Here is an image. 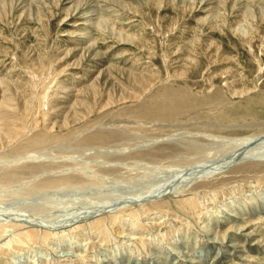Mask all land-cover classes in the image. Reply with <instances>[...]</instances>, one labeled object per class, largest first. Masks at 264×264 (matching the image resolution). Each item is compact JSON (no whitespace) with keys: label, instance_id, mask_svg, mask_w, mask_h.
<instances>
[{"label":"rangeland","instance_id":"1","mask_svg":"<svg viewBox=\"0 0 264 264\" xmlns=\"http://www.w3.org/2000/svg\"><path fill=\"white\" fill-rule=\"evenodd\" d=\"M81 1L0 0V130L12 132L0 131V177L19 174L0 181V225L57 231L83 218L63 240L48 236L2 256L17 255V264H148L154 256L212 264L211 247L229 252L222 264H264V0ZM61 174L81 183L38 188ZM225 204L253 235H235ZM131 208H140L136 225ZM96 209L103 214L95 219L107 216L100 228L84 219ZM113 212L121 217L108 220ZM253 239L261 243L250 247Z\"/></svg>","mask_w":264,"mask_h":264},{"label":"bare ground","instance_id":"2","mask_svg":"<svg viewBox=\"0 0 264 264\" xmlns=\"http://www.w3.org/2000/svg\"><path fill=\"white\" fill-rule=\"evenodd\" d=\"M69 1H73V0H69ZM76 1V3L75 4H79L80 5V3L82 2L81 0H80V2L78 3V1L77 0H75ZM74 4V2H73V5H75ZM78 6V5H77ZM76 6V7H77ZM100 6V5H99ZM88 10V9H87ZM90 10H92V9H90ZM90 10H88V11H90ZM88 11H86V12H88ZM101 11V10H100ZM91 14H93V12L92 13H87L86 14V16L87 17H89V16H92ZM98 16V15H97ZM95 18L96 17H92V18H89V19H87V22H92L93 24H94V22H95ZM92 19V20H91ZM103 19V18H102ZM98 20V19H97ZM104 20V22H105V19H103ZM100 24V23H99ZM105 23H103V25H104ZM101 25H102V22H101ZM101 25H99V26H101ZM109 26V25H108ZM98 27V26H97ZM109 30V29H108ZM101 33V32H100ZM119 34V33H118ZM117 37V36H116ZM90 43V42H89ZM88 43V44H89ZM95 52V51H94ZM261 63V62H260ZM262 65V64H261ZM263 66V65H262ZM264 67V66H263ZM259 68H260V64H259ZM263 69V68H262ZM261 69V70H262ZM261 72L259 71V74H260ZM259 77V76H258ZM261 77V76H260ZM260 79V78H259ZM255 83V82H254ZM46 101V100H45ZM44 102V101H43ZM45 103V102H44ZM47 103V102H46ZM43 104V103H42ZM46 105V104H45ZM43 108V107H42ZM41 109V108H40ZM43 111V110H42ZM39 112H41V110H39ZM43 117V116H42ZM41 119H43V118H41ZM41 119L40 120H38V122L40 121V123H41ZM34 122V121H33ZM37 122V121H36ZM30 123H32V122H30ZM34 124V123H33ZM30 125H32V124H30ZM1 127V126H0ZM1 130H3V129H1ZM0 130V131H1ZM10 130H11V128H10ZM1 132H4V131H1ZM4 133H6V134H4L5 136H10L11 135V133H10V131L8 130V128L7 129H5V132ZM99 133H101V132H99ZM8 134H10V135H8ZM0 135H1V133H0ZM2 136H3V134H2ZM88 136H90V135H88ZM1 140V139H0ZM102 142H104L103 141V139L101 140ZM98 142V141H97ZM85 145V144H84ZM92 145V144H91ZM91 145H87V147L88 146H91ZM86 146V145H85ZM92 146H95V145H92ZM83 147V146H82ZM89 148V147H88ZM192 148V147H191ZM154 149V148H153ZM152 149V150H153ZM156 149V148H155ZM151 150V149H150ZM201 150V149H200ZM154 151H157V150H154ZM158 151L160 152V149H158ZM157 151V152H158ZM140 152V151H139ZM142 152V151H141ZM150 152V151H149ZM157 152H155L156 154H157ZM200 152V151H199ZM256 152V151H255ZM145 153H146V151H145ZM148 153V152H147ZM198 153V152H197ZM201 153V152H200ZM200 153H198V154H200ZM259 153V152H258ZM261 153V152H260ZM259 153V154H260ZM263 153V152H262ZM261 153V154H262ZM154 154V153H153ZM152 153H151V155H153ZM170 154V153H169ZM175 154V153H174ZM174 154H172V155H174ZM176 154H177V152H176ZM183 154H185V153H183ZM253 154V153H252ZM146 155V154H145ZM167 155H168V153H167ZM171 154H170V156H172ZM189 155V154H188ZM197 155V154H196ZM140 156H142V155H140ZM155 156V155H154ZM156 156H158V155H156ZM169 156V155H168ZM177 156H179V155H177ZM183 156H185V155H183ZM182 156V157H183ZM187 156V155H186ZM186 156L185 157H183V158H186ZM139 157V156H138ZM172 157H174V156H172ZM189 157V156H188ZM249 157V156H248ZM255 157V156H254ZM146 158H147V156H146ZM146 158H144L145 160H146ZM161 158V157H160ZM159 158V159H160ZM167 158V160H168V157H165V159ZM178 157H176V159H177ZM140 160H141V158H139ZM150 159V158H149ZM149 159H148V161H149ZM154 158H152L151 160H153ZM162 159V158H161ZM160 159V160H161ZM169 159H171V158H169ZM178 159H180V157L178 158ZM177 159V160H178ZM182 159V158H181ZM143 160V159H142ZM156 159H154L153 161H155ZM163 160H164V157H163ZM163 160H162V162H163ZM176 160V161H177ZM165 161V160H164ZM171 161V160H170ZM173 161H175V158L173 159ZM175 161V162H176ZM156 162V161H155ZM172 162V161H171ZM184 162H185V160H184ZM162 164V163H161ZM27 164H25V166H26ZM31 165V164H30ZM41 165V164H40ZM42 166V165H41ZM40 166V167H41ZM44 166V165H43ZM13 167V166H12ZM11 167V168H12ZM21 167H23L22 165H21ZM30 167V166H29ZM34 167H35V165H34ZM28 168V167H27ZM39 168V167H38ZM41 168H43L44 169V167H41ZM3 169V168H2ZM2 169H0V171L2 170ZM19 169V168H18ZM22 169V168H21ZM29 169V168H28ZM42 169V170H43ZM16 170H17V168H16ZM22 170H24V169H22ZM22 170H20V171H22ZM32 170H33V168H32ZM113 171V170H112ZM6 172V171H5ZM23 172V171H22ZM33 172V171H32ZM19 173V172H18ZM28 173V172H27ZM31 173V172H30ZM37 173V172H36ZM21 174V173H20ZM3 175V174H2ZM1 175V177H0V181H2V182H8L9 183V181H13V180H16V178L18 177V175L14 172V171H12V172H10V171H8V173L7 174H4L3 176ZM24 175H26V173L24 174ZM65 175V174H64ZM20 176H22V174L20 175ZM31 176H32V174H31ZM61 177H58V175L56 176L57 178L56 179H52L54 176H49L51 179H49V180H45V182L43 183V184H41L40 183V185H38V188L41 186H46V187H51V186H53V187H55V186H61V185H66V184H71V183H75L74 185H77L76 183H78V184H80L81 183V179H80V177L81 176H73V177H71V176H67V175H65V176H62V174L60 175ZM47 178V177H46ZM55 178V177H54ZM43 180V179H42ZM18 181V180H17ZM23 181V180H22ZM15 182V181H14ZM42 182V181H41ZM10 183H12V182H10ZM25 183V182H24ZM35 183V182H34ZM1 185V184H0ZM3 185V184H2ZM1 185V186H2ZM5 185H7V184H5ZM16 185V184H15ZM73 185V184H72ZM35 186V185H34ZM236 186V185H235ZM256 186V185H255ZM261 187H262V185H260ZM260 186H259V188H260ZM40 187V188H41ZM249 187V186H248ZM258 187V186H257ZM256 187V188H257ZM2 187H0V189H1ZM36 188H37V186H36ZM166 188V187H165ZM170 188V187H169ZM191 188V187H190ZM190 188H187V190L188 189H190ZM192 189V188H191ZM190 189V190H191ZM232 190H233V188H231ZM258 189V188H257ZM256 189V190H257ZM264 189V188H263ZM263 189L261 188V192H263ZM183 190V189H182ZM193 190V189H192ZM219 190V189H218ZM239 190V189H238ZM248 190V189H247ZM194 191V190H193ZM223 192H225L224 191V188H223V190H222ZM176 193H178V192H180V190L177 192V191H175ZM174 192V193H175ZM212 192V191H211ZM230 192V191H229ZM175 193V194H176ZM233 193V192H232ZM249 193V192H248ZM256 193H257V191H256ZM264 193V192H263ZM226 194H228L227 192H226ZM249 194H251V193H249ZM259 194H260V192H259ZM160 195V194H159ZM212 195H213V193H212ZM231 195V194H230ZM254 195V194H253ZM157 196V195H156ZM200 196V195H199ZM206 196V195H205ZM220 196V195H219ZM244 196V195H243ZM250 196V195H249ZM260 196H263L262 194L260 195ZM176 197V196H175ZM203 197V196H202ZM210 197V196H209ZM218 197V195L216 196V198ZM236 197V196H235ZM259 197V196H258ZM186 198V197H185ZM208 198V197H207ZM215 198V199H216ZM219 198V197H218ZM221 198H222V196H221ZM231 198V197H230ZM229 198V199H230ZM242 198V197H241ZM248 198V197H247ZM260 198V197H259ZM206 199V198H205ZM249 199H255V197L254 196H252V197H249ZM263 199H264V197H263ZM158 200V199H157ZM219 200V199H218ZM221 200V199H220ZM262 200V199H261ZM161 201V200H160ZM182 202H185L186 204H192V205H195V204H197V203H195L196 202V200H194V197H193V200H192V198L191 197H187L186 199H182L181 200ZM208 201V200H207ZM250 201V200H249ZM263 201V200H262ZM222 203V202H221ZM253 203V202H252ZM244 204V203H243ZM249 204H251V203H249ZM140 205V204H139ZM142 205V204H141ZM153 205V204H152ZM242 205V204H241ZM87 206V205H86ZM154 206V205H153ZM199 206V205H198ZM264 206V205H263ZM135 207V206H134ZM141 207V206H140ZM210 207H211V205H210ZM233 207V205L232 206H230V205H223L222 206V210H221V212L223 213V212H227V213H223V218L224 219H228V218H231V222H233V223H238L239 221L238 220H236V217H237V215L239 214V213H237L236 212V210H237V208H232ZM261 207V206H260ZM126 208V207H125ZM130 208V207H129ZM152 208V207H151ZM156 208V207H155ZM167 208V207H166ZM170 208V207H169ZM187 208V207H186ZM240 208V207H239ZM258 208V207H257ZM124 209V208H123ZM122 209V210H123ZM141 209H142V207H141ZM163 210H164V208H162ZM185 209V208H184ZM205 209V208H204ZM230 209V210H229ZM247 209H252V208H247ZM263 209V208H262ZM103 210V209H102ZM102 210L100 209H96V210H93L92 212H90L91 214H89L88 216H86V217H84V219H93L90 223H88V224H91V227H96V228H100V226H102L103 225V222L105 221V219H106V217H98V218H94V217H96L97 215H100V214H103V213H101L102 212ZM138 210H140V208H138V209H135V208H131V210H128L130 213L128 214V215H130L132 218H130V219H132V221H134V223L136 222L137 223V221L139 220V214H140V211H138ZM148 210H150V209H148ZM240 210V209H239ZM243 210V209H242ZM244 210H245V206H244ZM124 211V210H123ZM151 211V210H150ZM157 211H158V208H157ZM156 211V212H157ZM165 211V210H164ZM202 210H200L199 212H201ZM252 211V210H251ZM108 212V211H107ZM118 212V211H117ZM117 212H113L112 214H109L108 215V220H110L111 218H112V220L113 219H116L117 217H119V215H117ZM122 212V211H121ZM149 212V211H148ZM192 212V211H191ZM240 212H242V211H240ZM106 213V212H105ZM109 213V212H108ZM150 213V212H149ZM153 213H154V211H153ZM157 213H160L159 211L157 212ZM165 213V212H164ZM235 213V214H234ZM257 213V212H256ZM119 214V213H118ZM144 214V213H143ZM152 214V213H151ZM162 214H163V212H162ZM161 213H160V215H162ZM200 214V213H199ZM246 214V213H245ZM263 214V213H262ZM122 215H123V212H122ZM147 215H148V213H147ZM125 216H127L126 214H125ZM140 216L142 217V215L140 214ZM150 216V215H149ZM149 216H146V217H149ZM152 216H154V214L152 215ZM152 216H150V217H152ZM155 216H156V213H155ZM195 216V215H194ZM121 217V216H120ZM119 217V218H120ZM123 217H124V215H123ZM149 217V218H150ZM163 217H165V215H163ZM125 218H127V217H125ZM124 218V219H125ZM144 218H145V215H144ZM143 218V219H144ZM156 218H157V216H156ZM243 218V217H242ZM250 218V217H249ZM83 218H78V219H75V220H73V222H71V223H66V224H63L62 226H58L57 225V227L58 228H55V230H57V231H54V229H50V230H48V231H40V230H38L37 228H33V227H31V225L30 226H27L25 229L23 228V229H21V230H17V228L15 229V232H11V229H9L8 231H10V232H8L7 233V230H6V228H5V226L4 225H0V256H1V258H5V259H7L6 260V262H5V260L3 261L2 260V262L4 263V264H17L16 263V256H13L14 257V259H12L11 257L10 258H8V256H2L3 255V253H6L7 255H10V251L12 250L13 252H21V251H24V247H25V245L24 244H26V243H29V242H32L33 244H34V242H37L38 240H40V241H46V240H48V236H53L54 237V239H55V236L56 235H58L59 236V234L61 235V238H60V240L62 239V237L65 235V233L67 234L68 233V231H72V232H74V230H75V232H76V230L81 226V224H79V222L78 221H80V220H82ZM129 219V218H128ZM129 219V220H130ZM152 219H153V217H152ZM155 219V218H154ZM153 219V220H154ZM2 220V219H1ZM39 220V219H38ZM118 220H120V219H118ZM118 220H116V221H118ZM123 220V219H122ZM146 220V219H145ZM144 220V221H145ZM161 220V219H160ZM163 220H164V218H163ZM172 220V219H171ZM229 220V219H228ZM249 220V219H248ZM251 220V219H250ZM255 221H256V219H254ZM85 221V220H84ZM115 221V222H116ZM124 221V220H123ZM127 221V220H126ZM157 219H156V223H157ZM162 221V220H161ZM252 221V220H251ZM2 222H3V220H2ZM8 221H6V223H7ZM25 222V221H24ZM37 222H39V221H37ZM78 222V223H77ZM81 222H83V221H81ZM107 222H109V221H107ZM147 222V221H146ZM149 222V221H148ZM153 222V221H152ZM204 222V221H203ZM206 222V221H205ZM249 222V221H248ZM85 223H87V222H85ZM105 223V222H104ZM122 223V222H121ZM124 223H126V222H124ZM123 223V225H125ZM129 223H130V221H129ZM136 223H135V225H136ZM139 223V222H138ZM145 223V222H144ZM156 223H154V224H156ZM183 223V222H182ZM253 223V222H252ZM5 224V223H4ZM32 224V223H31ZM54 224V223H53ZM74 224H76V225H74ZM87 224V225H88ZM114 224V223H113ZM116 224V223H115ZM120 224V223H119ZM222 224V223H221ZM230 225L229 226H232V227H234V225H231V223H229ZM249 224V223H248ZM33 225V224H32ZM40 225V224H39ZM83 225V224H82ZM111 225V224H110ZM118 225V224H117ZM134 225V224H133ZM216 225V224H215ZM226 225V224H225ZM8 226H11V228L12 227H16L17 225L16 224H11V225H8ZM115 226V225H114ZM114 226H112L113 228H114ZM120 226H121V224H120ZM128 226V225H127ZM149 226H151L150 224H149ZM158 226V225H157ZM227 226V225H226ZM225 226V227H226ZM18 227V226H17ZM36 227V226H35ZM65 228V227H70V229L69 230H67L66 228L65 229H62V230H59L60 228ZM104 227H105V224H104ZM104 227H103V229H104ZM110 227V226H109ZM129 227H130V225H129ZM152 227V226H151ZM155 227V226H154ZM153 227V228H154ZM209 227V226H208ZM219 227V226H218ZM19 228V227H18ZM82 228V227H81ZM84 228V227H83ZM82 228V229H83ZM102 228V227H101ZM111 229V228H108V229H110V230H112L111 232H113L114 230H116L115 228L114 229ZM126 228H128V227H126ZM125 228V229H126ZM134 228V227H133ZM138 228V227H137ZM236 229L234 230L235 232H236V236H238V237H240V236H251V235H253L252 234V231L251 230H249L246 226H239L238 224H237V226L235 227ZM8 229V228H7ZM41 229V228H40ZM89 229H92L91 231H93V228H89ZM103 229H101V231L103 230ZM131 229H132V227H131ZM158 229V228H157ZM214 230H215V228H213ZM221 229H222V227H221ZM52 230V231H51ZM67 230V231H66ZM118 230V229H117ZM139 231H140V229H138ZM145 230H146V228H145ZM147 230H148V228H147ZM146 230V231H147ZM152 230V229H151ZM81 231V229L79 228V232ZM100 231V232H101ZM106 230L104 229V231L103 232H105ZM124 231V230H123ZM122 231V232H123ZM129 231V230H128ZM135 231V230H134ZM143 231V230H142ZM153 231V230H152ZM206 231V230H205ZM225 230H223V232H224ZM231 231V230H230ZM234 231L232 232V233H234ZM71 232V233H72ZM74 232V233H75ZM94 232V231H93ZM92 232V233H93ZM99 232V233H100ZM102 232V233H103ZM119 232V231H118ZM125 232V231H124ZM123 232V233H124ZM130 232V231H129ZM141 232V231H140ZM156 231H155V229H154V233H155ZM226 232V231H225ZM74 233H72V234H74ZM95 233V232H94ZM101 233V234H102ZM107 233H108V230H107ZM106 233V234H107ZM114 233V232H113ZM112 233V234H113ZM128 233V232H127ZM132 233V232H131ZM131 233H130V235H131ZM215 233H218V232H215ZM110 234V233H109ZM114 234H116V232L114 233ZM125 234V233H124ZM138 233H136V235H137ZM145 234V233H144ZM213 234H214V231H213ZM222 234V233H221ZM226 234V233H225ZM122 235V234H121ZM127 235V234H126ZM129 235V234H128ZM133 236L135 235L134 233L132 234ZM153 235V234H152ZM216 235V234H215ZM223 235H224V233H223ZM227 235V234H226ZM229 235V234H228ZM90 236V235H89ZM101 236H103V234L101 235ZM107 236V235H106ZM111 236V235H110ZM122 236H125V235H122ZM148 236V235H147ZM157 236V235H156ZM214 236V235H213ZM218 236V235H217ZM222 236V235H221ZM236 236H234L233 234H230L229 235V244H230V246L229 247H235L236 248V250L235 251H241V249H243V248H241V246H242V244H241V246H240V244L237 242L238 241V239L236 238ZM50 237V238H51ZM109 237V236H108ZM139 237V236H138ZM140 237H141V234H140ZM140 237H139V239H140ZM152 237V236H151ZM215 238H217L216 236H214ZM224 237H226V236H223V238ZM49 238V239H50ZM58 238V237H57ZM64 238V237H63ZM74 238V237H73ZM105 238V237H104ZM121 238V237H120ZM120 238H118L119 240H120ZM134 238V237H133ZM153 238V237H152ZM167 238V237H166ZM211 238V237H210ZM222 238V237H221ZM51 239H53V238H51ZM126 239L127 240H129V239H131V236L129 237V236H126ZM142 239V238H141ZM147 239H148V237H147ZM158 239H160V237L158 238ZM209 239V238H208ZM225 239V238H224ZM246 239V238H245ZM63 240V239H62ZM74 240V239H73ZM113 240V239H112ZM124 240V239H123ZM133 240V239H132ZM145 241H146V239H144ZM210 240V239H209ZM212 240V239H211ZM261 240V239H260ZM49 241V240H48ZM70 241V240H69ZM106 241H108V240H106ZM117 241V240H116ZM116 241H114V242H116ZM121 241V240H120ZM137 241V240H136ZM149 241V240H148ZM150 241H151V239H150ZM157 241V240H156ZM156 241H155V243H156ZM262 241H263V239H262ZM71 242V241H70ZM118 242V241H117ZM125 242V241H124ZM129 242V241H128ZM216 242H218V241H216ZM228 242V241H227ZM260 242V241H259ZM258 242V239L256 240V239H253V240H251L249 243H250V247H253V246H255V245H257L256 243H259ZM38 243V242H37ZM68 243V242H67ZM137 243V242H136ZM142 243V242H141ZM220 243V242H219ZM240 243H241V241H240ZM261 243V242H260ZM259 243V244H260ZM118 244V243H117ZM134 244V243H133ZM139 244V243H138ZM137 244V245H138ZM147 244V243H146ZM221 244V243H220ZM245 244V243H244ZM243 244V245H244ZM41 245V244H40ZM47 245V244H46ZM78 245V244H77ZM115 245V244H114ZM143 245V244H142ZM145 245V244H144ZM143 245V246H144ZM209 245V244H208ZM36 246V245H35ZM142 246V247H143ZM212 246V245H211ZM27 247H29L28 245H27ZM27 247H26V249H27ZM44 247V246H43ZM46 247V246H45ZM116 247V246H115ZM114 247V248H115ZM138 247V249H139V246H137ZM217 247H219V246H217ZM221 247H222V245H221ZM40 248V247H39ZM85 248V247H84ZM120 247H118V249H119ZM141 248V247H140ZM146 247H144V249H145ZM247 248H249L248 246H247ZM258 248V247H257ZM117 249V248H116ZM212 248L210 247V251H212L213 253H212V255H210V257H209V260L211 261V263L212 264H222L224 261L226 262V258L228 257V256H230L229 255V252H227V251H220V250H215V249H212ZM222 249V248H221ZM224 249V248H223ZM250 249V248H249ZM78 250H79V248H78ZM146 250V249H145ZM154 250H155V248H154ZM200 250H201V248H200ZM226 250V249H225ZM244 250H246V249H244ZM11 251V252H12ZM71 251V250H70ZM81 251H82V249H81ZM116 251V250H115ZM139 251V250H138ZM172 251H173V249H172ZM232 251V250H231ZM247 251H250V250H247ZM259 251V250H258ZM90 252V251H89ZM254 252V251H253ZM263 252V251H262ZM79 253V252H78ZM144 253V252H143ZM155 253V252H154ZM175 253V252H174ZM181 253H182V251H181ZM201 253V252H200ZM257 253V252H256ZM23 254V253H22ZM77 254V253H76ZM89 255H90V253H88ZM107 254V253H106ZM123 254V253H122ZM140 254V253H139ZM233 254V253H232ZM67 255V254H66ZM110 255V254H109ZM113 255V254H112ZM112 255H111V257H112ZM153 255V254H152ZM174 255H176V254H174ZM195 255V254H194ZM208 255V254H207ZM238 255H240V253L238 254ZM244 255V254H243ZM242 255V256H243ZM250 255V254H249ZM19 256V255H18ZM27 256V255H26ZM38 256V255H37ZM77 257L79 256V258H80V256H81V254L79 253V255H76ZM83 256H85V254L84 255H82V261H83ZM103 256V255H102ZM28 257V256H27ZM90 257H93V256H90ZM107 257V256H106ZM111 257H109V258H111ZM129 257V256H128ZM136 257V256H135ZM176 257H178V256H176ZM244 257V256H243ZM0 258V259H1ZM87 258V257H86ZM117 258V257H116ZM154 258L157 260V262H153V263H148V264H160V261H158V257L157 256H154ZM254 258V257H253ZM98 259V258H97ZM96 259V260H97ZM113 259V258H112ZM122 259V258H121ZM186 259H190V258H186ZM229 259H231V258H229ZM80 260V261H81ZM103 260L104 261H107L106 259H104L103 258ZM111 260V259H110ZM114 260V259H113ZM137 260V259H136ZM139 260V259H138ZM137 260V261H138ZM200 260H202V259H200ZM20 261V260H19ZM122 261H123V259H122ZM126 261H128V260H126ZM125 261V262H126ZM227 261H229L228 259H227ZM233 261V260H232ZM64 262V261H63ZM115 262H116V260H114V264H115ZM124 262V263H125ZM134 262V261H133ZM140 262V261H139ZM128 263V262H127ZM141 263V262H140ZM147 263V262H146ZM171 263V262H170ZM188 264H192L191 263V261H188L187 262ZM232 263V262H231ZM0 264H2V263H0ZM19 264V263H18ZM28 264H33V262H29ZM96 264H98V263H96ZM103 264H111V262L109 261L108 263H103ZM163 264V263H162ZM225 264V263H224Z\"/></svg>","mask_w":264,"mask_h":264}]
</instances>
